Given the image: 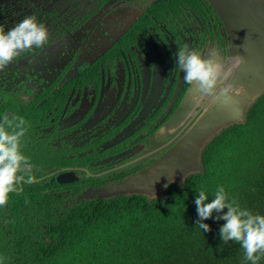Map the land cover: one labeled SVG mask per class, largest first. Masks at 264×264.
Segmentation results:
<instances>
[{"label": "flooded vegetation", "instance_id": "af4514ba", "mask_svg": "<svg viewBox=\"0 0 264 264\" xmlns=\"http://www.w3.org/2000/svg\"><path fill=\"white\" fill-rule=\"evenodd\" d=\"M246 1L0 0L6 31L28 15L49 31L42 48L0 70V117L15 113L28 122L21 151L36 177L0 207V264H38L20 256L21 238L29 236L24 251L37 250L58 217L101 199L94 191L141 174L148 181L163 161L170 170L178 144L220 105L194 103L184 73L175 71L177 49L215 53L222 63L234 57L233 45L253 41L232 11ZM249 3L264 11V0ZM228 67L233 72L234 63ZM245 95L238 97L244 104ZM128 188L106 198L145 192Z\"/></svg>", "mask_w": 264, "mask_h": 264}, {"label": "trees", "instance_id": "16d2710c", "mask_svg": "<svg viewBox=\"0 0 264 264\" xmlns=\"http://www.w3.org/2000/svg\"><path fill=\"white\" fill-rule=\"evenodd\" d=\"M201 160L203 172L190 174L184 186L168 184L164 198L139 194L77 204L52 223L37 250L24 251L29 236H23L20 256H34L38 264H251L239 244L223 243L225 221L216 213L203 221L210 231L196 226L195 199L203 189L211 202L223 186L242 208L264 215V95L246 123L223 130Z\"/></svg>", "mask_w": 264, "mask_h": 264}, {"label": "clouds", "instance_id": "9594fccd", "mask_svg": "<svg viewBox=\"0 0 264 264\" xmlns=\"http://www.w3.org/2000/svg\"><path fill=\"white\" fill-rule=\"evenodd\" d=\"M48 39L47 27L39 23L35 15L25 16L7 31L0 26V70L22 53L42 48ZM233 63L238 67L242 64V57H225L222 63L216 59L215 53L205 58L200 51L185 46L177 49L175 71L184 73L185 83L193 89L194 103L212 98L222 106H231L235 97L245 93L243 86H236L231 80L232 69L228 66ZM27 131L28 122L23 117L15 113L0 117V207L7 205L9 193L19 191L25 183L36 182L33 164L21 151V140ZM195 204L198 214L196 226L203 232L210 231V226L203 221L213 218V213H216V220L225 221L219 229L223 243L227 245L232 241L239 244L244 259L258 264L264 256V215L242 208L237 200L230 198L223 186L217 188L211 202L201 189Z\"/></svg>", "mask_w": 264, "mask_h": 264}, {"label": "water", "instance_id": "95a60500", "mask_svg": "<svg viewBox=\"0 0 264 264\" xmlns=\"http://www.w3.org/2000/svg\"><path fill=\"white\" fill-rule=\"evenodd\" d=\"M227 3L230 4L228 1ZM232 11L239 15L238 20L241 22L240 32L251 37L253 40L247 44L236 43L233 45L236 49V54L234 52L233 56H241L242 64L238 67L234 64L231 80L236 86H243L245 88V93L247 91L251 93L248 101L245 102L244 106L239 107L236 106V99L240 96L235 97V103L233 105H217V110H212L210 115L203 117L202 121L199 122L193 130L187 133L186 137L178 144L176 151H174L172 156L168 159L167 164L170 170L168 167L166 168L164 165L165 161H163V163L150 170L149 174L146 176H149L151 178L150 180L144 182V176L141 174L139 179L122 183L117 189H98L94 192L99 198H106L119 191L120 194H125L128 186L131 184L137 188L136 192H141L144 188L160 186L162 188L161 195L158 194L159 196H157V198H164L163 192L169 183H178L184 186V180L188 175L203 172L204 168L199 157L205 147L216 136L234 124L246 123L248 111L258 99L264 95V11L261 6L249 3V0L242 5H237V8L232 6ZM185 112L186 108L183 113ZM223 114H226L229 118L227 120L219 119L218 117ZM218 120H220L218 123L219 128L204 140L208 130L212 128ZM194 151L196 152L194 153ZM193 156L195 160L200 161L196 163L197 165L192 163V160L194 161ZM180 173L183 174L182 181H168L171 175ZM140 194L151 197V195L146 192H141Z\"/></svg>", "mask_w": 264, "mask_h": 264}, {"label": "bare ground", "instance_id": "6f19581e", "mask_svg": "<svg viewBox=\"0 0 264 264\" xmlns=\"http://www.w3.org/2000/svg\"><path fill=\"white\" fill-rule=\"evenodd\" d=\"M245 94V93H244ZM246 96V98L247 99H249L250 98V96H251V93L250 92H248L247 91V95H245ZM236 106H239V107H241V106H244V102H243V100L241 99V98H237L236 99ZM220 122V120H218L216 123H215V125L212 127V128H210L209 130H208V132L206 133V137L204 138V140L206 139V138H208L213 132H215L219 127H218V123ZM196 151H194V153H195ZM193 158H194V160H195V157L193 156ZM182 173H180V174H173V175H171L170 176V178L168 179V181H170V180H173V179H175V178H178L180 175H181ZM182 177H183V174H182ZM146 193H148V194H151V195H158V194H160L161 193V190H162V188L160 187V186H154V187H150V188H144L143 189Z\"/></svg>", "mask_w": 264, "mask_h": 264}, {"label": "rangeland", "instance_id": "374dc122", "mask_svg": "<svg viewBox=\"0 0 264 264\" xmlns=\"http://www.w3.org/2000/svg\"><path fill=\"white\" fill-rule=\"evenodd\" d=\"M173 180H176V181H182L183 180V177H182V174L178 177V178H175ZM151 195V194H150ZM161 195V194H160ZM157 196L159 195H151L150 198H157Z\"/></svg>", "mask_w": 264, "mask_h": 264}]
</instances>
